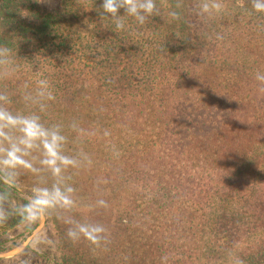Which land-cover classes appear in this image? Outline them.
Returning a JSON list of instances; mask_svg holds the SVG:
<instances>
[{
	"label": "trees",
	"instance_id": "trees-1",
	"mask_svg": "<svg viewBox=\"0 0 264 264\" xmlns=\"http://www.w3.org/2000/svg\"><path fill=\"white\" fill-rule=\"evenodd\" d=\"M62 1L73 17L85 13L96 41L81 47L79 56L74 45L59 48V68L42 82L51 89L42 87L38 97L54 108L11 114L36 118L49 139L62 137L58 151L71 161H58L54 173L42 163L40 141L23 155L32 165L25 173L45 183L39 189L59 188L70 200L44 208L46 220L58 225L61 263L86 264L82 225L102 227L97 250L122 258L130 253L127 264L159 259V244L147 247V259L135 257L127 238L164 220L166 228L154 235L184 229L191 237L184 247L189 255H182L193 263L201 259L192 248L200 221L216 237L207 256L212 264L247 251L235 238L264 229V81L257 79L264 75V12L254 11L251 0H155L142 24L120 9L125 27L117 30L113 18L101 19L102 0ZM6 12L10 18V6ZM64 124L73 133L59 131ZM19 129L10 126L9 146L24 149ZM110 139L122 140L120 154L114 153L118 142L102 145ZM28 198L0 181V209L5 200H18L21 219ZM262 239L249 246L251 264H263Z\"/></svg>",
	"mask_w": 264,
	"mask_h": 264
},
{
	"label": "rangeland",
	"instance_id": "rangeland-1",
	"mask_svg": "<svg viewBox=\"0 0 264 264\" xmlns=\"http://www.w3.org/2000/svg\"><path fill=\"white\" fill-rule=\"evenodd\" d=\"M4 1L6 2L4 3ZM208 1L216 3L215 0ZM7 6H10V18L6 12ZM58 18L61 22L60 26L55 24ZM89 27L85 13H79L73 17L66 10L62 0H45L44 3H39L37 0H0V47L10 49L8 52H0V109L12 114L13 111L17 113L25 107H28L27 109L32 112L48 111V109L54 108V102L39 103L38 97L42 87L45 92L51 89L45 88L42 82L58 70L57 59L59 53L61 54L59 48H62L63 42L67 46L74 45L79 56L82 53L81 47L96 41V37H93L96 30ZM58 29L63 31L64 36H61ZM177 77L181 79V70L178 71ZM9 128L10 126H6L3 129L8 138H0V147L5 150L10 148L9 143L12 140V137L9 136ZM59 131L70 135L73 133L74 127L64 124L59 128ZM123 134L124 138H130L126 136L127 132ZM121 135L122 132L118 134L119 137ZM113 142H118L114 153L120 154L123 150L118 149L123 144L121 139H110L102 145L113 144ZM78 145L79 149L84 148V142H78ZM78 155L81 156L80 153ZM4 158H6V152H0V160ZM9 170L15 176L9 175ZM1 171L9 176H4ZM76 171L80 175L83 173L82 167H78ZM0 173L18 186L20 190L34 194L35 189L43 188L45 184L40 176L33 175L31 172L25 173V167L20 165L12 168L0 164ZM17 193L25 196L21 192ZM31 199L28 198L29 201ZM19 202L7 199L0 209V249H2L0 254L9 256L18 252L14 256L0 258V264H62V251L58 246V225L46 220L44 208L43 217L38 212L34 220L28 219L27 214L20 219L22 210ZM195 218L197 219L196 216ZM164 224L167 225V221L154 222L147 227V234L141 232L134 233L135 236L128 234L127 241L135 257L141 256L147 259V247L157 243L160 246L161 254L158 260L151 261L152 264H212L207 256L214 250L216 237L207 230L204 222L200 221V235L195 239L197 240L196 244H192L194 252L201 256L200 262L196 263L182 255L183 252L189 255V251H184V247L191 237L186 238L184 229L174 234H164L161 238L154 235L155 230L166 228ZM27 228H32V230L28 232ZM34 230V235L22 249L28 236ZM237 231L238 228H234L230 233L234 237ZM263 237L264 229L260 233L248 231L244 237H236L237 241H242L237 242V246L243 251L248 248L247 251L242 253L244 255H227L222 264H237L238 261L242 264H251L250 260H247L248 257H252L253 253L250 252L249 246L256 244L257 240H263ZM107 254L109 255L107 251L100 253L95 244L92 241L89 243L87 238L83 240L80 258L84 259L86 264H127L123 261L131 262L130 253L125 258L113 254L107 256ZM262 262L264 264V257Z\"/></svg>",
	"mask_w": 264,
	"mask_h": 264
},
{
	"label": "clouds",
	"instance_id": "clouds-1",
	"mask_svg": "<svg viewBox=\"0 0 264 264\" xmlns=\"http://www.w3.org/2000/svg\"><path fill=\"white\" fill-rule=\"evenodd\" d=\"M39 3H44L45 0H37ZM252 9L256 12H264V0H251ZM217 9L221 6L215 5ZM124 9L125 12L134 16L141 24L144 22L147 15H151L156 8L155 0H102V3L97 9L101 19L105 16L111 17L114 20L115 28L117 30L124 29L125 25L119 18L118 13L120 9ZM10 49L7 47H0V52H8ZM257 79L264 81V75H257ZM20 126V131L23 136L20 139V143L24 145V149L20 148L18 144H12L9 149L5 150L0 147V152H6V158L0 160V164L7 165L15 168L20 165L25 168H32V165L24 160L22 157L26 154L25 149L32 148L36 141H40L44 148L45 159L43 164L49 166L54 173H58L60 168L58 167V161L64 164H69L71 161L67 157L60 155L59 141L62 137L53 133L51 139L48 138V132L37 122L36 118H22L15 117L10 113L0 109V138L7 139V135L4 132L6 126ZM35 196L31 202L24 206V211L27 213V218L34 220L37 217V213L43 208L49 206L55 200H61L64 204L70 203V200L60 192L59 188H55L52 191L48 189H35ZM103 231L102 227H87L81 226L80 232L93 243L98 242L97 233ZM69 237L75 236V233L69 231ZM237 264H242L238 261Z\"/></svg>",
	"mask_w": 264,
	"mask_h": 264
},
{
	"label": "water",
	"instance_id": "water-1",
	"mask_svg": "<svg viewBox=\"0 0 264 264\" xmlns=\"http://www.w3.org/2000/svg\"><path fill=\"white\" fill-rule=\"evenodd\" d=\"M0 180H1L2 182H4L6 185H8L9 187H11V188H13L14 190H16L17 192H21V193H23V194H25V195H27V196H31L32 198H34V196H35V194L32 193V192H26V191H22V190H20V188H19L18 186H16L14 183H12L11 181H9V180H7L5 177H3L1 173H0ZM39 213H40V216L43 217V209L40 210ZM34 233H35V230L32 231V232L30 233V235L28 236V238H27L26 242L24 243L22 249L25 248V246L27 245V243L29 242V240L32 238V236L34 235ZM17 253H18V252H17ZM17 253H16V254H17ZM16 254L9 255V256H4V255L0 254V258H3V257L8 258V257L14 256V255H16Z\"/></svg>",
	"mask_w": 264,
	"mask_h": 264
}]
</instances>
